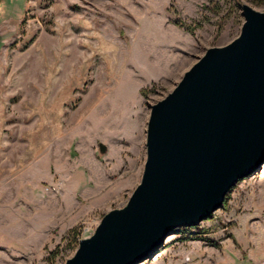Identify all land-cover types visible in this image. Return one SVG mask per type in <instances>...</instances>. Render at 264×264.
<instances>
[{
    "label": "rangeland",
    "instance_id": "1",
    "mask_svg": "<svg viewBox=\"0 0 264 264\" xmlns=\"http://www.w3.org/2000/svg\"><path fill=\"white\" fill-rule=\"evenodd\" d=\"M244 3L264 11V0H0V264H65L127 203L151 105L239 35ZM138 264H264V164Z\"/></svg>",
    "mask_w": 264,
    "mask_h": 264
},
{
    "label": "water",
    "instance_id": "2",
    "mask_svg": "<svg viewBox=\"0 0 264 264\" xmlns=\"http://www.w3.org/2000/svg\"><path fill=\"white\" fill-rule=\"evenodd\" d=\"M242 15L236 38L208 48L151 105L140 183L65 264L144 261L174 229L211 217L264 164V11L244 3Z\"/></svg>",
    "mask_w": 264,
    "mask_h": 264
},
{
    "label": "trees",
    "instance_id": "3",
    "mask_svg": "<svg viewBox=\"0 0 264 264\" xmlns=\"http://www.w3.org/2000/svg\"><path fill=\"white\" fill-rule=\"evenodd\" d=\"M226 198H227V196H226ZM225 201H226V199H225Z\"/></svg>",
    "mask_w": 264,
    "mask_h": 264
}]
</instances>
